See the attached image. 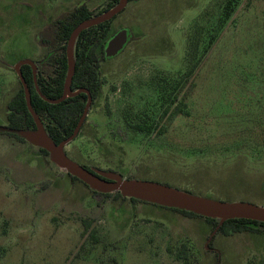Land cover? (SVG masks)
Listing matches in <instances>:
<instances>
[{
    "label": "rangeland",
    "instance_id": "obj_1",
    "mask_svg": "<svg viewBox=\"0 0 264 264\" xmlns=\"http://www.w3.org/2000/svg\"><path fill=\"white\" fill-rule=\"evenodd\" d=\"M110 2L0 0V125L23 89L16 64L55 69L36 36L80 3L95 17ZM236 2L224 21L226 0L130 1L105 39L123 28L132 39L101 61V92L69 157L98 173L264 206V0ZM192 36L203 57L176 113L186 88L174 84L197 60ZM212 229L169 207L96 194L38 146L0 132V264H183L184 244L193 264H264V232L217 231L206 247Z\"/></svg>",
    "mask_w": 264,
    "mask_h": 264
},
{
    "label": "trees",
    "instance_id": "obj_2",
    "mask_svg": "<svg viewBox=\"0 0 264 264\" xmlns=\"http://www.w3.org/2000/svg\"><path fill=\"white\" fill-rule=\"evenodd\" d=\"M130 1L138 0H129V2ZM236 1L237 0H226L223 16L224 21L229 19V17L231 16L232 12L234 11L235 4L237 3ZM118 2L119 0H111L107 8L101 11L98 15L113 8ZM93 16L94 14L88 9L86 4L80 3L74 8V10L66 12L55 20L51 21L46 26V28L36 36L37 42L41 46L49 50L48 56L46 58L48 60L51 59L52 62L55 64V69H53L52 72H47V74L37 72L36 76L37 85L40 91L47 98L56 100L62 97L68 69L66 56L67 42L70 38L72 31L76 28V26L79 23ZM110 21L111 20L99 24L97 26L91 27L87 30H84L79 35L75 44L74 55L76 71L73 77L72 90L77 91L81 88L88 89L93 96L92 105L95 103L97 97L100 95L103 84L101 78L100 63L102 60L110 59L106 58L104 55V48L110 38L109 37L105 39L108 34V25ZM131 39L132 35L131 33H129L128 43ZM210 42L211 40L209 41V43ZM128 43L126 44V46L128 45ZM198 43L199 42L195 39V36H192L190 38L188 57L190 58V61L194 62V59H196L197 56V60L188 68L185 73L182 74L181 78L177 80L174 84V89L177 88L178 90L183 91L186 88V91L184 92L181 101L176 104V113L183 111L181 106L185 105V100L195 85L192 81V77L200 64L201 58L203 57V54L198 57ZM126 46L124 47V49L126 48ZM124 49L120 53H122ZM55 50H61L63 53L56 54ZM99 51L102 52L99 53ZM204 51L206 52L207 50ZM21 73L29 86L33 108L41 118L49 136L56 143H60L61 141L68 138L73 133L75 127L79 122L80 117L83 114L84 108L88 100L87 94L81 92L75 96L66 98L62 102L51 103L44 100L39 94V91L34 82L33 70L31 66L23 65L21 67ZM180 93H175L174 97L171 98L170 103L168 104V109L171 107V105L175 104L179 100ZM6 114L8 120V127L11 129L29 130L35 129L36 127L34 119L27 107L24 88L20 92H18L17 95L7 104ZM133 127L142 132L152 130V125L149 126L147 124H135ZM0 132L14 135L19 140L26 141L25 138H23L16 132ZM40 149L44 154L49 155V152L47 150L43 148ZM66 154L69 156L68 152H66ZM83 166L93 171V169H91L89 166ZM70 176L72 179L78 180L77 177L72 175ZM93 192L101 195H111L114 193L115 196H120L127 199V197H124L121 192L101 193L95 190H93ZM130 200L133 202H145L137 198H130ZM170 209L179 211L184 215L190 217L205 218L213 225V229L211 232L215 230V228L219 225L220 222L219 219L204 217L191 211L182 210L178 208ZM92 224L93 220H84L85 231H90V234L92 236H95L96 231L93 228L91 229ZM218 231L223 233L224 235H231L233 233L241 232L263 233L264 222H259L250 219H231L226 220L221 225ZM210 245L211 243L209 244V246ZM180 253L181 257L183 258V264H193L189 260L187 245L184 244L182 246Z\"/></svg>",
    "mask_w": 264,
    "mask_h": 264
},
{
    "label": "water",
    "instance_id": "obj_3",
    "mask_svg": "<svg viewBox=\"0 0 264 264\" xmlns=\"http://www.w3.org/2000/svg\"><path fill=\"white\" fill-rule=\"evenodd\" d=\"M129 0H119V2L113 8L108 11L91 17L81 23L72 31L70 38L66 46L67 56V75L64 84V91L61 98L53 100L47 98L39 89L37 85L36 77V64L31 59H24L19 61L15 70L20 75L23 88L25 92L26 103L29 112L31 113L34 122L35 129L21 130L11 129L8 126L0 125V131L16 132L20 136L26 139L31 144L47 150L50 154L52 161H54L60 168L66 170L70 175L77 177L89 185L93 190L101 193H113L121 192L124 197L137 198L139 200L158 204L169 208H178L194 212L204 217L219 219V225L209 236L206 247H209L214 235L219 230L221 225L226 220L231 219H250L259 222H264V206L251 203L241 202H226L219 201L213 198L197 195L191 192L184 191L175 187H170L161 183L138 180V179H123L117 173H98L91 171L82 164L74 161L66 154V147L73 142L80 134L82 127L86 121L87 114L93 103V96L91 92L86 88H81L77 91L72 90L73 77L76 71L75 64V44L79 35L91 27L105 23L115 16L120 14L128 5ZM129 40V30L123 28L118 30L113 36L109 38L104 48V55L106 58H114L124 49ZM23 65H30L33 70L34 82L39 91L41 97L51 103H59L68 97L75 96L81 92H84L88 96L86 106L83 114L79 119L77 126L73 133L61 141L56 143L46 131V128L36 113L32 105V98L29 86L22 76L21 67Z\"/></svg>",
    "mask_w": 264,
    "mask_h": 264
}]
</instances>
